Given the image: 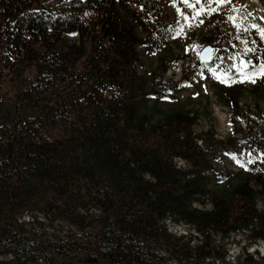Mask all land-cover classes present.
Wrapping results in <instances>:
<instances>
[{
	"label": "trees",
	"instance_id": "16d2710c",
	"mask_svg": "<svg viewBox=\"0 0 264 264\" xmlns=\"http://www.w3.org/2000/svg\"><path fill=\"white\" fill-rule=\"evenodd\" d=\"M176 9L189 12L180 1ZM208 26L216 59L264 63V40L244 57V31L226 48L224 32ZM171 31L160 0H0V264H226L232 234L250 230L251 245L263 242L260 105L243 113L247 86L214 84L244 123L220 141L213 128L193 133L208 106L161 103L165 73L186 59ZM143 54L157 59L149 73L139 71ZM210 150L252 160L222 176ZM217 177L226 178L213 187ZM164 220L193 227L200 244ZM242 252L243 264H264Z\"/></svg>",
	"mask_w": 264,
	"mask_h": 264
},
{
	"label": "rangeland",
	"instance_id": "374dc122",
	"mask_svg": "<svg viewBox=\"0 0 264 264\" xmlns=\"http://www.w3.org/2000/svg\"><path fill=\"white\" fill-rule=\"evenodd\" d=\"M160 1L164 22L166 25H170V28L172 29V35L174 36L172 39L173 47L175 48L177 54L187 57V60L184 59L185 61H177L176 64L169 67L165 73L166 75L164 78V85L168 89V95L161 99V103H186L189 104L190 107L201 110H203V107L206 108L208 106L210 116H200L199 121L193 127V133L205 138V132L213 128L216 133V139L218 141L225 140L233 135L232 131L234 123L239 122L243 124L244 120L242 117L233 114L229 108L223 106L218 101L213 83L230 85V82L228 83L222 81H230V77L233 76L239 79V76L236 72V66L240 65L237 64L234 56L226 57L222 55L218 56L217 59L214 57L212 61L218 60L221 69L220 74L222 76L221 79H217L216 77L218 76L219 71L216 72V75H213V73L210 72V69L212 68L208 66V64H203V61L202 64H197V59L192 57L193 46L199 45V50L202 52L208 47L209 44H212L208 42L207 35H203L206 32H210V27L208 24H210L212 28L218 25L220 31L224 32V36L227 38H224L225 40L222 41L221 46L226 48H228V46L230 47L232 41L239 39V32L245 27H249L251 23H255L261 28H264V19H261L264 17V9L261 10L262 12L259 11L261 5L264 8V0H232V4L222 6L213 4L212 7L217 8L215 13H209L206 16L202 15L196 19H191L190 14L193 11L198 10L200 5L197 8H194V5L192 7H187L185 10L189 11L188 14H186L189 16V18L185 19L180 18L179 13L176 11L175 6L177 5V0ZM133 7L139 12H142L143 10L142 7ZM233 7L239 9V11H232ZM214 16H216L215 22L212 20ZM229 17H236L234 25L231 24ZM200 19L204 20L203 24L199 23ZM190 24L192 25L191 27L189 26ZM237 25H240V27H237ZM253 31L254 33H251L250 28L249 31H247L250 33V37L247 36V39L251 44L243 42V47L241 48L246 54L255 53L256 49L259 50L262 40H264L260 37L256 29H253ZM177 33H180V35H177ZM252 41H255V43H252ZM212 45L214 46V44ZM248 49H252V51L249 52ZM214 52L215 48L212 52L211 50H207L204 56L209 59L210 55ZM143 59V66L139 67V71L141 73H149L156 68L157 59L155 55L143 54ZM178 66L181 71L178 70ZM223 69H226L227 71L222 72ZM242 71L247 73L253 71V69L244 67L242 68ZM29 75L33 76L34 72H30ZM223 75H226V77ZM243 83L246 84L248 90L240 101L241 103L243 102V108L241 106L240 108L243 113H255L257 112L256 105L259 103L261 112L257 127V131L259 132L258 141L264 148V97L256 98L249 92V90L253 87H260L262 90H264V77H256L255 84L248 81ZM10 90L11 85L10 83H7L4 87V91L9 92ZM246 109H248V111L250 109L251 110L249 112H244ZM242 137L243 135H240V138ZM222 152H211L210 160L217 166V169L222 172V176L224 175L223 173L227 174V176L231 173H236V168L239 166V163H235V160H238L239 156H233L234 153L231 152L220 154ZM221 180L222 177L213 178V187L221 183ZM206 207L211 208L209 204H207ZM258 208L264 210V204L258 206ZM166 225H168L172 235L174 236H177L178 232L184 233V229H190V235H193L194 237L189 239L193 240L192 245L196 246L200 244L199 238L196 239L199 236L195 234L193 227L185 224H179L184 228L180 229L177 225L170 223V221L167 222ZM248 238L244 235V233H237V235L232 237L229 242H226V247L228 248L229 254L226 264H243V248H247V252L251 253L252 255L255 254V257L257 258V253H254L255 251L260 254H264L262 245H251V240Z\"/></svg>",
	"mask_w": 264,
	"mask_h": 264
},
{
	"label": "snow or ice",
	"instance_id": "6c2138e0",
	"mask_svg": "<svg viewBox=\"0 0 264 264\" xmlns=\"http://www.w3.org/2000/svg\"><path fill=\"white\" fill-rule=\"evenodd\" d=\"M183 2L185 3V5L187 7H192L193 4H199L200 5V8L198 10H195L190 14L191 19H196L202 15L206 16L209 13H215L217 11V8L212 7L213 4H216L217 6L232 4V0H191V3L189 2V0H183ZM232 11L238 12L239 9L233 7ZM182 15H185V19L189 18V16L184 14V13H182ZM229 19L235 21L236 17H229ZM261 19H264V17H262ZM199 23L203 24L204 20L200 19ZM189 26L191 27L192 25L190 24ZM237 27H240V25H237ZM249 28L256 29L258 34L260 35V37L262 39H264V28H261L259 25L255 24V23H251L249 25V27H245L243 29V31L247 32V31H249ZM177 35H180V33H177ZM246 42L247 41H245V43ZM252 43H255V41H252ZM248 51L251 52L252 49H248ZM249 63H250V61L246 62L242 59L240 61V66H236V72L239 76V79H237L235 76H233V77H230V81L225 80L222 82H230V83L240 82V83H243V82L248 81V82L255 84L256 83V77H258V76L264 77V63L260 64L258 69H256V67L253 65L252 66L253 71L247 72V73L243 72L242 68L248 67ZM210 71L213 73V75H216V69L215 68L210 69ZM216 78L221 79L220 76H217ZM237 162H239V161H237Z\"/></svg>",
	"mask_w": 264,
	"mask_h": 264
},
{
	"label": "built area",
	"instance_id": "2783aa9c",
	"mask_svg": "<svg viewBox=\"0 0 264 264\" xmlns=\"http://www.w3.org/2000/svg\"><path fill=\"white\" fill-rule=\"evenodd\" d=\"M186 8H187V6L185 5V3L183 2V0H179ZM190 1V0H189ZM236 1H239V0H236ZM231 24H235V22L233 21V20H231ZM250 31H251V33L253 32L254 33V31H253V29H251L250 28ZM244 34H245V40H247V36L248 37H250V33H248V32H244ZM228 48H229V46H228ZM241 55L242 56H245L246 57V54L245 53H241ZM192 57H195L196 59H197V64H199V62H200V50H199V45H195V46H193V53H192ZM187 60V59H186ZM185 61V60H184ZM178 70L179 71H181L180 69H179V66H178ZM226 85V84H225ZM227 86V85H226ZM196 143H197V145H198V147L200 148V149H202L203 151H204V148H203V144L205 143V141H204V139L203 140H196ZM205 152H207V151H205ZM204 152V153H205ZM183 158L182 157H175L174 158V164H176V166H177V168L178 169H180V170H182L183 171V168H182V164H181V160H182ZM245 159H247L246 158V154H245V151L243 152V153H241V154H239V158H238V160H235V163H240V165H241V169H245L244 168V160ZM237 161H239V162H237ZM202 204H200L199 203V207L197 208V209H200V210H203L202 209ZM164 225H165V220H164ZM176 223V225L178 226V228H180V229H184L181 225H179L178 224V222H175ZM166 226V225H165ZM166 228H167V230H168V227L166 226ZM244 235L248 238V235H251V231L250 230H244ZM235 236V233L234 234H232L231 235V238L232 237H234ZM175 237H184V238H186V239H192V238H194L193 237V235L191 236L190 235V229H184V233H181V232H178V234H177V236H175ZM249 239V238H248ZM262 241H264L263 239H261ZM242 254H243V252H242ZM229 256V255H228ZM261 258H264V254H259L258 253V260H260Z\"/></svg>",
	"mask_w": 264,
	"mask_h": 264
},
{
	"label": "bare ground",
	"instance_id": "6f19581e",
	"mask_svg": "<svg viewBox=\"0 0 264 264\" xmlns=\"http://www.w3.org/2000/svg\"><path fill=\"white\" fill-rule=\"evenodd\" d=\"M264 8L262 7V5H261V7H260V10L259 11H261V10H263ZM262 12V11H261ZM234 25V24H233ZM218 76H220L221 78H222V76H221V74H220V72L218 73ZM224 76V75H223ZM224 77H226V75L224 76ZM229 83V82H228ZM227 86H229V85H227ZM228 153V152H227ZM233 156H239V155H233ZM258 157H260V155H258ZM250 161V160H249ZM249 161H247L246 159L243 161L244 162V168L245 169H243V170H245V171H247L248 170V164L250 163ZM181 164H182V168H183V170H190V168H191V164H188L186 161H184V160H181ZM239 166L236 168V171H238V170H240L241 169V165H240V163L238 164ZM260 205H262V203H260L258 206H260ZM195 207H199V205L198 204H196L195 205ZM261 211H264L263 209H260ZM167 222H169V221H167ZM170 223H171V221H170ZM169 225V224H168ZM189 228V227H188ZM194 229V228H193ZM195 231V230H194ZM171 232V231H170ZM195 234H197L196 233V231H195ZM262 245V247H263V253H264V241L263 242H259L257 245Z\"/></svg>",
	"mask_w": 264,
	"mask_h": 264
},
{
	"label": "water",
	"instance_id": "95a60500",
	"mask_svg": "<svg viewBox=\"0 0 264 264\" xmlns=\"http://www.w3.org/2000/svg\"><path fill=\"white\" fill-rule=\"evenodd\" d=\"M207 50H211V52L214 50V48L212 47V46H208L207 48H205L203 51H202V61L203 62H207V63H209V62H211L212 61V59H214V53H212L211 55H210V58L209 59H207L205 56H204V54H205V52L207 51Z\"/></svg>",
	"mask_w": 264,
	"mask_h": 264
}]
</instances>
